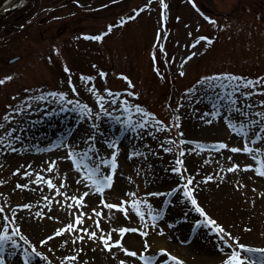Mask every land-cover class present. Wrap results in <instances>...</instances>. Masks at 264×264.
Wrapping results in <instances>:
<instances>
[{"label":"rangeland","instance_id":"1","mask_svg":"<svg viewBox=\"0 0 264 264\" xmlns=\"http://www.w3.org/2000/svg\"><path fill=\"white\" fill-rule=\"evenodd\" d=\"M41 1L45 3L43 0L28 2L27 10ZM76 1L67 0L62 4L57 1L48 8L47 19L42 24H26L27 16H23L14 26L18 28L15 33L4 32L0 38V80L11 77L0 84V137H3L0 140V207L5 208L0 216L7 215L9 221L15 217V223L21 226L20 235H16L12 232L15 224H9V231L20 247H13L9 242L4 258L10 264H24L25 250L31 252L35 245L47 259L32 254L28 264H65L70 261L65 257L72 256L81 257L80 264H119L121 259L143 264L138 257L123 253L120 246L114 245L109 251L99 239L108 233L113 240L120 238L116 230L129 227L142 229L148 236L142 237L140 232L126 233L122 244L143 251V242L147 240L151 247L145 254L154 257V264H165L167 256L159 252L164 248L160 243L168 244L174 238L181 241L188 254L201 256L205 264H223L232 248L242 258L247 257L245 260H255L258 264L260 253H249L238 245L264 248V222L254 208L264 204V176L254 168L245 170L244 165L255 164L252 154L231 151L232 147L243 148L244 141L228 127L224 110L218 116L211 115L215 96L191 101L189 96H201L202 92L193 94L186 89L193 85L200 89L196 81L213 73L230 72L253 80L264 77V0H195V6L192 0H163L166 8L161 0ZM66 11L69 13L62 15ZM206 17H212L215 23ZM121 18H124L123 24ZM100 34H103L100 40L89 38ZM201 36H209L211 42L200 41ZM14 55L19 58L9 62L7 59ZM73 86L76 91H72ZM257 87L264 85L257 84ZM104 89H109L111 95ZM247 90L254 91L251 87ZM54 91L66 93L64 103L79 100L82 105L86 104L92 110V118L85 111L82 119L75 104L61 111L63 103L56 98L30 99ZM133 91L138 95H131ZM97 94L104 96L105 101H98ZM259 100H264V93L256 92L248 98L250 103ZM100 103L112 113L111 117L101 113L96 120ZM125 103L129 105L127 109ZM28 105L38 110L30 111ZM135 105L147 109L168 127L156 130L150 118L148 128L133 132L123 121L128 120L129 113L133 123L141 118L142 113L136 112ZM16 108L22 111H14ZM257 110H264V105L257 103L252 111ZM6 114L13 119H6ZM253 118L260 119L254 115ZM94 122L109 138L118 140L121 149L113 186L102 195L84 179V171L66 158L69 146L81 153L88 150L89 142L84 134L94 132L90 128ZM209 127L213 131L201 132ZM17 136L19 140L15 139ZM217 141L229 147L219 150L206 147ZM93 143L101 157H110L114 150L103 144L100 136ZM133 151L140 154L129 158ZM88 155L91 157L93 153ZM176 158L186 167V171L182 167V174L193 178L190 187L198 203L224 232H214L187 198L146 195L158 191L153 179L165 183L166 191L186 183L180 174L169 171L176 166ZM234 163L240 167L230 171ZM101 169L103 174H110V166L102 165ZM36 173H40L39 184L35 182ZM205 176L212 179L205 181ZM48 178L55 188L48 187ZM220 178L224 181L218 183ZM18 183L28 187L19 188ZM219 186H223V192L214 193L219 191ZM85 192L89 193L84 197L85 203L78 204L71 199ZM216 194L223 195V204L221 197L219 201L216 199ZM166 199L170 203H163ZM123 200H147L153 205V214L161 210L165 214L153 227L145 204L137 205L145 212L144 219L130 203L124 205L127 215L122 209L106 207L108 203ZM24 203L31 207H15ZM234 206L252 211L254 221L246 222L247 219L234 216ZM93 207L96 212L92 211ZM76 215L82 216V224L39 244L56 229L75 223ZM96 221H100L99 227ZM81 228L95 230L97 237L90 239L89 233ZM160 228L164 230L162 235ZM20 236H26L28 242ZM81 236L83 240L78 239ZM223 239H228L229 244H223Z\"/></svg>","mask_w":264,"mask_h":264},{"label":"snow or ice","instance_id":"2","mask_svg":"<svg viewBox=\"0 0 264 264\" xmlns=\"http://www.w3.org/2000/svg\"><path fill=\"white\" fill-rule=\"evenodd\" d=\"M193 5L195 6V0H192ZM162 6L167 7L166 4L163 3V0H161ZM127 19H131V17H127ZM211 23H215V20L212 17H206ZM121 24H123L124 18H121ZM112 26H109V31H111ZM103 34L100 35H93L89 37L93 40H100L102 39ZM200 41L205 42H211V38L209 36H201ZM200 41H197L196 43H199ZM194 56L195 53H192ZM186 59H191V57H186ZM158 71V69H157ZM101 75H105L104 73H101ZM181 75H184L183 72H181ZM11 79L10 76H5L4 80H0V84L4 83L6 80ZM86 79L91 80L92 77H87ZM123 79L128 81L129 84H131V81L127 76H123ZM71 83V81H69ZM197 85H200V89H197L195 85L193 87L186 89L189 93H196L197 91H201V96L192 95L189 96L188 99L191 101H198L201 98H209L211 99L212 96H215L216 103L212 104V108L214 109L211 112V115L218 116L221 112V110H224V120L227 122L228 127L231 128V130L234 133H237L239 136L243 138L244 146L243 148L239 147H232V152H245L252 154L255 160V164L248 163L244 165L245 170L248 169H255L256 173L264 176V110H257L253 113V109L255 108V105L258 103L259 105H264V100H259L255 102H248V98L252 97L256 92L264 93V87H257V84L264 85V77H257L255 80L248 79L239 75H235L230 72H221V73H213L210 76H203L199 80L196 81ZM249 87L254 89V91L247 90ZM72 91H76L75 87L73 86ZM104 91L109 92V95H111V91L109 89H104ZM236 93H239V95H236ZM118 96L119 93H116ZM131 95L136 96L138 93L132 92ZM56 98L59 102L63 103V108L60 109L61 111H67L69 108V105L75 104L76 109L79 110L81 113V118L83 119V114L85 111L87 112L88 118H92V110L89 108L86 104H81L79 100H69L67 103H64L66 93L64 92H50L46 95H40L37 97H32L30 99L33 100H45L48 98ZM97 100L98 101H105V97L97 94ZM55 102V101H54ZM112 102L115 103V97L112 98ZM100 113H96L95 117L96 120L100 119V114L103 113L105 116L111 117L112 113L108 112L104 108V104L100 103ZM129 105L125 103V108L127 109ZM135 110L137 113H142L141 118L133 123V119L131 116V113H129V118L126 121H123V124L130 127L133 132H136L137 129L143 130L149 127V124L151 121H154L153 127L156 128V130H162L163 128L168 127V125H165L163 121L156 120L153 113L149 112L147 109L142 108L140 105H135ZM180 107V105H178ZM27 108L30 111H37V109H33L31 105H28ZM16 112H21L22 109L16 108L14 109ZM55 111V110H53ZM50 113H46L45 115H48ZM207 114V113H206ZM253 115L255 117H259L260 119L257 120L253 118ZM151 118V121H150ZM201 119H204L203 116L200 117ZM6 119L12 120L13 117L11 115L6 114ZM117 120H119V117H116ZM178 119V118H176ZM206 123H211V121H205ZM179 127V124L176 125ZM90 128L94 130L91 134L85 133L86 141L88 143V150L85 152H77L75 148L69 146L68 147V155L66 158L71 159V161L75 164V167L77 169H82L84 171V179L89 181L90 184L95 188L96 192L99 194H104L105 189H111L113 186L114 181V175L117 172V169L119 167V161H118V154L121 151L120 149V142L114 138H109L108 135L105 133L104 129L100 127L97 123H92L90 125ZM148 135H152L151 132L147 133ZM101 137V142L105 145H107L108 148L114 149L111 151L110 157H101L99 155V152L97 150V145L93 143L96 140V137ZM3 137H0V140H2ZM16 140H19L20 137H15ZM201 147H205V145H201ZM209 149L216 148L219 149H227L229 147L228 144L224 143L223 141H217L215 144H209L206 145ZM166 151H171V149H165ZM15 151V149H13ZM183 151L181 150V155H183ZM92 152L93 155L89 157L88 153ZM140 153L133 151L130 153L129 158L132 156L139 155ZM231 159V157H228ZM91 161L90 163L88 161ZM98 161V163H97ZM55 162H53L54 164ZM175 167H171L169 171L173 173L180 174V179L185 180L186 183L183 185L177 184L173 187H171L166 192H149L146 195L148 196H154V197H179V199L183 200L184 198H187L191 202V204L195 207V210L200 213L201 216L205 217V221L207 224L212 225V230L214 232H224V229L220 224H218L208 213L205 211V209L201 206L200 203H198L197 197L193 193V189L190 187V185L193 183L192 176H184L181 172L182 167H184L186 171V167L183 165V161L180 158H176L175 160ZM107 165L110 166V174H103L101 166ZM240 166L237 164H233L231 170H236ZM17 172L20 171V169H16ZM24 175H28L27 172L24 173ZM37 179L36 183H41L40 179V173H36ZM205 181L212 179L211 176H205L203 178ZM82 181H77V183H81ZM46 183L48 187L55 188L56 186L53 184L51 178H48L46 180ZM17 187L19 188H26L28 187L27 184H17ZM57 192H59V189H56ZM89 193L85 192L83 195L77 197L72 196L71 199L77 201L78 204L85 203L84 197L88 196ZM132 196H135V193L131 194ZM47 199V198H45ZM101 203H104L103 200L100 201ZM130 203L131 206L135 209V212L139 215L141 219L145 218V212L141 210L140 207L137 205L139 204H145L148 206L149 212L148 214L151 216L152 225L153 227H156V221L158 219H162L165 212L163 210L156 212V214H153V205L149 203L147 200H123L121 203H108L106 204V207L109 209H122L123 213L127 215L128 209L124 207L125 204ZM163 203L167 204L170 203L169 200H164ZM17 209H28L31 207L30 204L24 203L19 204L15 206ZM93 212H96V208H92ZM5 212L4 207H0V214ZM40 214V213H38ZM97 215H100L99 212H97ZM187 217H185L186 219ZM58 219V217H56ZM3 221H8V223H3ZM75 223H68L64 227L56 229L51 235L44 237V239H41L39 241V244L43 245L46 243V241H50L53 236H57L61 233H64L65 230H72L76 228L77 224H82V216L76 215L75 217ZM0 223H2L3 230L0 231V264H5V258L3 255V252L6 248V246L11 242L13 247H20V244L17 240L13 238L12 233L9 231V224L14 223L15 227L12 229V232H14L16 235H20V224L15 223V217L11 221H9V217L7 215L0 216ZM197 224L200 223V221H196ZM100 221H96V226L99 227ZM171 227V225H169ZM81 231L85 233H89V238L94 239L97 237V232L95 230L89 231L88 228H81ZM119 233V237L117 239H112V234L108 233L107 236L100 235L99 239L103 241L104 248L111 251L114 245L120 246L123 253L126 255L137 258L139 261H142L143 264H154V257L152 255H146L145 253L148 251V249L151 247V245L148 243L147 240H144L143 244V251H137L135 249H130L129 247H126L122 244V240L124 239V235L126 233H135L140 232L142 237H147L148 232L143 231L139 228H129V227H119L116 230ZM159 234H163L164 230L160 228ZM230 235V234H229ZM21 240H24L25 242H28L26 236H20ZM78 239L83 240L84 237H78ZM109 241H112L111 243ZM67 243V241H65ZM222 243L225 245L229 244L228 239H223ZM238 247L240 249H244L249 253L258 252L260 253L258 264H264V248H253L250 247L247 244L239 243ZM221 251H223L221 249ZM160 253H164L167 256V259L165 260V264H168V261H171L172 264H184L183 259L180 257L172 254L167 248H160ZM32 254H35V256L40 257L42 259H47V256L43 252L37 251V248L35 245L32 246L31 252H28V250H25L24 253V264H28L29 259ZM115 254V253H113ZM164 259V257H161ZM67 260H76V256L72 257H65ZM247 259V257L242 258L241 253L237 251L235 248H232L231 254L224 259L223 264H244V260ZM119 264H137L136 260L132 261H126L125 259H121L119 261ZM249 264H257V261L250 260Z\"/></svg>","mask_w":264,"mask_h":264},{"label":"bare ground","instance_id":"3","mask_svg":"<svg viewBox=\"0 0 264 264\" xmlns=\"http://www.w3.org/2000/svg\"><path fill=\"white\" fill-rule=\"evenodd\" d=\"M2 1L3 2H7V0H2ZM211 131H213V129L211 127H209V129L207 128L206 130H202L201 132L203 134H206V133H210ZM153 181H155V184H156L155 186H156V189L158 191H166L167 188H165L163 186L165 183L164 184L159 183L160 180L158 181V179H153ZM222 181H224V178L218 179V183H221ZM221 187H223V186H221ZM221 187H220L219 191L216 190L214 193H221V192H223V189L221 190ZM220 197L223 200V201L221 200V203L223 204L224 203L223 195L222 194L221 195L216 194V199L218 201H219ZM236 206H234V208H233L234 216H236V217L237 216H240L241 218H244L245 220L247 219L246 222H252V221H254V219H253L254 214H253L252 211L248 210L249 212H247L246 210L240 209V208H238ZM257 207H254V208H256L255 210L258 211V213L260 214V217L259 218L263 219V222H264V204H263V207L262 206H257ZM250 212L252 213V215L251 214L248 215V213H250ZM160 246L161 247H164V248H167L171 253H175V255H177L178 257H180L181 259H183L184 264H193V262L195 264H205V262H201V261H204V259L201 258V256H199L197 254L190 255V254H188L187 251H184V249L182 247V244H181V241H179L178 238H176V239L174 238V241H172V242L169 241L168 244H166V243H160ZM81 260H82V258L80 257V259H76L73 262L70 260L68 263H65V264H80V261ZM245 261L247 262V264H249V261L250 260H245ZM5 264H10V261L7 260V259H5Z\"/></svg>","mask_w":264,"mask_h":264},{"label":"flooded vegetation","instance_id":"4","mask_svg":"<svg viewBox=\"0 0 264 264\" xmlns=\"http://www.w3.org/2000/svg\"><path fill=\"white\" fill-rule=\"evenodd\" d=\"M43 1H45L44 4H42V1H41V4L35 5V7H33L31 12H27L28 14L25 13L24 9H21V11H18L17 13H13L10 16L3 19L2 21H0V38L2 37V34L4 32L6 34L15 33L18 28L14 27V26L16 25L18 20L23 18V16H27V18H26L27 23H32L33 21L34 22L36 21L35 24L36 23L41 24L42 22H44L47 19L46 13L48 10L47 8H45V6H47V2H49L51 0H48L47 2H46V0H43ZM59 1L65 3L67 0H59ZM68 1H70V0H68ZM82 1L83 0L76 1V2L80 3ZM55 3H57V1ZM68 13H69V11H66V12L62 13V15H66ZM38 15H41V16L37 19L36 17H38Z\"/></svg>","mask_w":264,"mask_h":264},{"label":"water","instance_id":"5","mask_svg":"<svg viewBox=\"0 0 264 264\" xmlns=\"http://www.w3.org/2000/svg\"><path fill=\"white\" fill-rule=\"evenodd\" d=\"M27 1L28 0H13L11 3H8V5L4 7L0 6V20L11 12H13L14 10H17V8L25 4Z\"/></svg>","mask_w":264,"mask_h":264}]
</instances>
